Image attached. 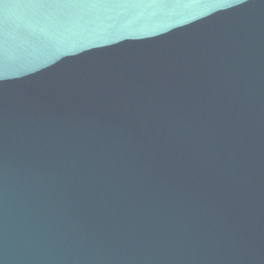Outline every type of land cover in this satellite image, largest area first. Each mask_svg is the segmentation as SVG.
I'll return each mask as SVG.
<instances>
[{
    "label": "water",
    "instance_id": "water-1",
    "mask_svg": "<svg viewBox=\"0 0 264 264\" xmlns=\"http://www.w3.org/2000/svg\"><path fill=\"white\" fill-rule=\"evenodd\" d=\"M0 264H264V0H0Z\"/></svg>",
    "mask_w": 264,
    "mask_h": 264
}]
</instances>
